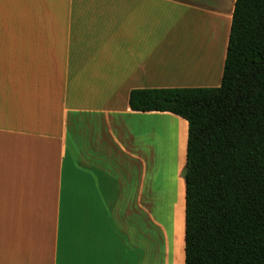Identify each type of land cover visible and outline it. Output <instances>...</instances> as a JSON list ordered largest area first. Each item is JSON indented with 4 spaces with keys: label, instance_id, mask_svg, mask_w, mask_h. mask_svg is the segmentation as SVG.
I'll return each mask as SVG.
<instances>
[{
    "label": "crops",
    "instance_id": "obj_1",
    "mask_svg": "<svg viewBox=\"0 0 264 264\" xmlns=\"http://www.w3.org/2000/svg\"><path fill=\"white\" fill-rule=\"evenodd\" d=\"M226 1L218 15L213 0H0V264H184L175 174L160 176L168 227L141 167L149 122H167L156 144L171 149L177 122L187 145V123L128 98L216 69L220 80Z\"/></svg>",
    "mask_w": 264,
    "mask_h": 264
},
{
    "label": "trees",
    "instance_id": "obj_2",
    "mask_svg": "<svg viewBox=\"0 0 264 264\" xmlns=\"http://www.w3.org/2000/svg\"><path fill=\"white\" fill-rule=\"evenodd\" d=\"M187 123L184 264H264V0H235L220 85L139 89Z\"/></svg>",
    "mask_w": 264,
    "mask_h": 264
},
{
    "label": "rangeland",
    "instance_id": "obj_3",
    "mask_svg": "<svg viewBox=\"0 0 264 264\" xmlns=\"http://www.w3.org/2000/svg\"><path fill=\"white\" fill-rule=\"evenodd\" d=\"M206 1V0H204ZM209 1V3L212 0H207ZM215 1V7L216 9H214V13L219 15V12L222 7H226L227 6V1L226 0H213ZM222 1V2H221ZM226 3H225V2ZM224 10V9H222ZM221 24H224L223 22H221ZM224 26V25H223ZM220 29L222 31L223 27L221 26ZM219 29V30H220ZM217 40V39H216ZM216 40L214 41V46H215V51L211 52V56L213 54H216L217 52H220V57L222 56L221 52L219 50V45H221L219 42L220 37L218 39V41L216 42ZM210 54V52L208 53V55ZM214 56V55H213ZM215 76V79H210V72L208 74V76L205 79H201V80H194L193 78H191L192 80H185L183 82V80H178V83L180 84H184L185 86H188L190 84H192V86H188L185 88H215L218 87L220 85V80L218 79V71L216 69V72H212ZM219 80V81H218ZM176 88H182V87H176ZM164 125H167V122L165 123H153V122H149V142L147 145V153H148V162H147V167L145 166V164L142 165L141 167V172H143V174L141 173V176H143V181L147 176L148 179V191H147V198H148V204H149V210H152L153 208L157 207L159 210V219H164V225L170 227L171 226V220H172V214L171 212L168 211V209H170V203L167 201L165 202L164 196L165 193H161L160 191V195H159V190L163 187L162 186V181L160 177L161 175H174L173 178H171L170 183L171 186H174V197H175V202L173 205H175L174 207H176V210H174L175 208H173V215H175L174 217H176V221H175V227H176V232L178 233L179 229L181 231L182 228V224H183V220H184V204L183 206H181L180 203V192L178 193V189H179V181L180 179H182V181L184 182L183 176H184V168H185V153L186 152V144H185V131H184V125L182 122H177L175 123V125H179L178 126V130L175 129L173 130L171 133V136H173L174 140V146L171 149V146H169L168 143H164L161 146H158L156 143L163 141V137L166 135V128H164ZM158 127V132L156 134V137L154 135V133L156 132L157 129H155V127ZM180 129L182 131H180ZM161 136V137H160ZM185 146V148H184ZM171 149V151H170ZM160 151V153H159ZM165 151V152H164ZM154 153V154H153ZM158 154V157L156 158V155ZM154 157L151 159V157ZM179 169V170H178ZM179 171V172H178ZM151 182H153V184L155 183V185H153L152 188V192H151V199H149V194H150V190H149V185L151 184ZM178 182V183H177ZM164 188V187H163ZM161 195H163L161 197ZM173 196V194H169V196ZM160 199V201L158 200ZM150 200V201H149ZM158 202V203H157ZM184 203V201H183ZM156 208V209H157ZM183 209V210H182ZM153 211V210H152ZM162 216V217H161ZM176 233V234H177ZM170 235V231L168 232V236Z\"/></svg>",
    "mask_w": 264,
    "mask_h": 264
},
{
    "label": "bare ground",
    "instance_id": "obj_4",
    "mask_svg": "<svg viewBox=\"0 0 264 264\" xmlns=\"http://www.w3.org/2000/svg\"><path fill=\"white\" fill-rule=\"evenodd\" d=\"M191 30V29H190ZM161 143V142H160ZM158 145H160L159 143H158ZM169 146H170V144H169ZM165 152V151H164ZM159 153H160V151H159ZM159 195H160V193H159ZM159 201H160V199H158ZM158 203V202H157Z\"/></svg>",
    "mask_w": 264,
    "mask_h": 264
}]
</instances>
